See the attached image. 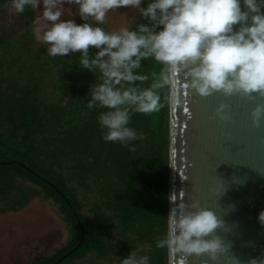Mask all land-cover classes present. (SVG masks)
I'll use <instances>...</instances> for the list:
<instances>
[{
    "label": "trees",
    "instance_id": "16d2710c",
    "mask_svg": "<svg viewBox=\"0 0 264 264\" xmlns=\"http://www.w3.org/2000/svg\"><path fill=\"white\" fill-rule=\"evenodd\" d=\"M7 1L0 0V7ZM23 14L32 17L30 7ZM89 22L109 31L104 23ZM140 23L149 21L140 16L130 30ZM96 51L90 48V55ZM79 56L71 53L54 61L55 68L63 65L66 79L59 98L50 102L30 75L33 65L20 69L18 79L0 64V214L18 213L33 198L43 197L59 205L65 216L67 244L47 261L27 264H54L72 250L59 264L89 255L123 259L146 247L139 254L147 255L150 264H169L168 249L157 243L166 236L169 215L170 87L156 90L162 105L158 111L132 114L129 127L143 133V139L131 141L135 150L130 151L103 139L98 116L107 109L87 106L90 87L101 76L98 70L82 69ZM53 66L37 69L46 73ZM162 71L154 57L142 60L135 73L148 79L134 86L150 87Z\"/></svg>",
    "mask_w": 264,
    "mask_h": 264
},
{
    "label": "clouds",
    "instance_id": "9594fccd",
    "mask_svg": "<svg viewBox=\"0 0 264 264\" xmlns=\"http://www.w3.org/2000/svg\"><path fill=\"white\" fill-rule=\"evenodd\" d=\"M143 2L10 0V11L23 14L26 8L41 9L42 5L33 32L38 42L47 45V54L66 57L79 52L82 69L93 74L99 71L101 82L91 85L87 106L107 109L98 116L100 127L105 129L103 139L129 146L130 151L135 150L131 141L143 139V133L129 127L132 114L158 111L162 105L156 90L171 87L177 72L184 74L187 86L200 96L218 91L226 96H264V12L258 0H243L247 11H242L241 0H150L146 8L141 6ZM65 4L76 5L85 22L61 19ZM123 7L137 9L149 23L138 24L136 30L122 27L105 31L89 22L103 24L110 11ZM235 25H240L239 30L234 29ZM90 48L98 51L90 55ZM150 57L164 66L159 81L148 88L134 86L136 81L148 79L135 70ZM226 107L221 105L217 114L229 120ZM252 117L259 127L264 119V104L255 107ZM173 203L167 216L166 236L157 247L186 256L209 254L212 259L226 250L222 238L213 235L223 225L213 210L202 208L198 201ZM258 219L264 225V211ZM139 252L130 251L120 264H150L149 257ZM250 264H264V259L252 258Z\"/></svg>",
    "mask_w": 264,
    "mask_h": 264
},
{
    "label": "water",
    "instance_id": "95a60500",
    "mask_svg": "<svg viewBox=\"0 0 264 264\" xmlns=\"http://www.w3.org/2000/svg\"><path fill=\"white\" fill-rule=\"evenodd\" d=\"M258 2L264 12V0ZM241 9L247 11L243 0ZM185 85L186 77L177 72L170 87L175 102L170 99L169 212L173 200L198 201L213 210L223 221L213 235L222 238L226 250L212 259L209 254L186 256L168 249L169 264H235L234 258L238 264H250L252 258L264 259V225L258 219L264 211V119L257 127L252 117L264 96L218 91L204 97ZM221 105H227L229 120L217 114Z\"/></svg>",
    "mask_w": 264,
    "mask_h": 264
},
{
    "label": "rangeland",
    "instance_id": "374dc122",
    "mask_svg": "<svg viewBox=\"0 0 264 264\" xmlns=\"http://www.w3.org/2000/svg\"><path fill=\"white\" fill-rule=\"evenodd\" d=\"M148 1L144 0L141 6L146 8ZM64 7L65 14L61 19H75L77 24L82 21L76 5L65 4ZM10 8V0L0 7V64L3 63L9 67L8 75L18 79L20 69L33 65L30 75H33L34 80L41 84L42 95L48 102L57 100L63 91L61 86L66 76H63V65L55 68L53 64L61 56H49L46 51L47 45L38 42L32 34L34 21L42 13V5L41 9H33V18L13 13ZM67 9H71L72 12ZM139 18L140 13L137 9L123 7L110 11L104 24L109 31L122 27L130 29L136 25ZM33 36L34 38L30 41ZM24 46H29V49ZM42 64H51L53 67L50 71L42 73L37 69V66ZM9 76L5 78H10ZM20 80L25 82L24 79ZM86 207L85 211H88L89 206ZM69 239L70 226L65 221L59 205L51 199L33 198L18 213L0 214V264L47 261L63 248ZM147 248L149 247L139 250ZM120 260V256H113L111 260H96L93 255H89L73 264H120Z\"/></svg>",
    "mask_w": 264,
    "mask_h": 264
},
{
    "label": "flooded vegetation",
    "instance_id": "af4514ba",
    "mask_svg": "<svg viewBox=\"0 0 264 264\" xmlns=\"http://www.w3.org/2000/svg\"><path fill=\"white\" fill-rule=\"evenodd\" d=\"M30 10H31V12H32V17H31V16H27V17H29V18H33L34 11H33V9H31V8H30ZM21 15H24V14H21ZM24 16H26V15H24Z\"/></svg>",
    "mask_w": 264,
    "mask_h": 264
},
{
    "label": "snow or ice",
    "instance_id": "6c2138e0",
    "mask_svg": "<svg viewBox=\"0 0 264 264\" xmlns=\"http://www.w3.org/2000/svg\"><path fill=\"white\" fill-rule=\"evenodd\" d=\"M184 87H185V88H187L188 86H187V85H185ZM184 111H188V110H187V109H184Z\"/></svg>",
    "mask_w": 264,
    "mask_h": 264
}]
</instances>
